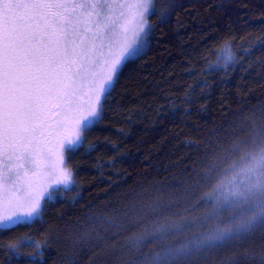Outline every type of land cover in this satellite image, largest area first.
<instances>
[{"label":"trees","instance_id":"16d2710c","mask_svg":"<svg viewBox=\"0 0 264 264\" xmlns=\"http://www.w3.org/2000/svg\"><path fill=\"white\" fill-rule=\"evenodd\" d=\"M109 92L0 264H264V197L204 217L264 150V0H154Z\"/></svg>","mask_w":264,"mask_h":264},{"label":"snow or ice","instance_id":"6c2138e0","mask_svg":"<svg viewBox=\"0 0 264 264\" xmlns=\"http://www.w3.org/2000/svg\"><path fill=\"white\" fill-rule=\"evenodd\" d=\"M151 7L152 0H0L4 229L39 214L51 180L72 182L63 152L80 143L83 125L139 50Z\"/></svg>","mask_w":264,"mask_h":264},{"label":"rangeland","instance_id":"374dc122","mask_svg":"<svg viewBox=\"0 0 264 264\" xmlns=\"http://www.w3.org/2000/svg\"><path fill=\"white\" fill-rule=\"evenodd\" d=\"M154 9V0H152V7L150 13L147 15V24L149 23V15ZM142 39V37H141ZM141 39L136 47H140ZM224 58L229 57L228 51H223ZM224 60H227L224 59ZM95 117L89 119L87 125ZM81 137V136H80ZM67 149V148H66ZM63 152V167L65 169V151ZM48 193L42 199L41 208L47 196L51 194L59 185L55 183V179L51 180ZM264 197V150L258 155L254 156L251 160L247 161L244 165L236 167L226 178H224L215 188V191L208 195L207 199L212 208V214L207 213L204 217L208 220H218L221 217L231 212L236 213L246 206L260 200ZM41 211V210H40ZM40 215L33 218H25L23 222L33 221ZM0 227H3L0 225Z\"/></svg>","mask_w":264,"mask_h":264}]
</instances>
